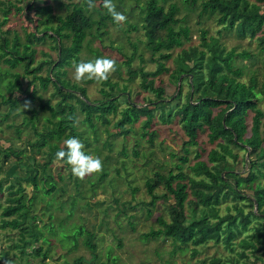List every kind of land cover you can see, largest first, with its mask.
I'll list each match as a JSON object with an SVG mask.
<instances>
[{"label":"trees","instance_id":"16d2710c","mask_svg":"<svg viewBox=\"0 0 264 264\" xmlns=\"http://www.w3.org/2000/svg\"><path fill=\"white\" fill-rule=\"evenodd\" d=\"M54 1H57L61 9L65 8L66 14L52 12L53 5L50 3L39 7L47 13V16L42 19L43 29L37 27L36 31L27 32L26 42L22 43L18 35H15L12 40L5 37L2 27L8 22V16L13 8L21 11L23 7L10 0H0L3 4L2 16H0V61L3 60L11 68L18 66L24 68L23 73L5 69L6 73L13 77L11 86L25 90L26 82H23L25 78L28 86L33 87V90L38 86L37 82L44 89L53 84L54 95L60 96V100L55 104L46 100L41 101L40 110L34 107L30 109L33 116L29 122L39 135L37 139L28 143L31 149L41 150L48 144L47 139H57L53 143L50 142L48 150L43 152V162L37 160L34 154H28L27 148L0 147V153L4 152L6 162L11 160L10 156L14 155L20 168L10 179L7 203L0 202V227L10 231L19 230L18 239L13 242L12 247L19 249L20 259L42 256L45 261L50 256L49 247L46 249L43 245L33 247L41 239L44 242L48 239L37 227L35 219L38 215L32 214L28 218L26 216L32 211L34 195L27 192L25 183L38 188L39 181L44 176L51 181L48 193L56 191L57 186L48 167L56 160L67 163L66 160L56 157L59 149L66 148L65 143L63 146L59 143L60 139L77 136L83 142L86 151L101 158L103 149L101 150L98 146L91 147L92 139H90V134L94 135L95 142L99 139L98 120L108 125L111 122L110 116L119 112L120 117L114 122V127L120 129L119 132L126 138L137 131L134 122L143 117L138 127L141 129L140 135L149 137L152 142L156 133L155 130H151L156 118L155 111L162 107L166 109L164 117L166 123L173 122L174 118L179 119L181 128L188 138L183 145L185 154L191 152V146L195 147V160L190 165L194 176L187 175L183 165L176 163L174 169L167 173L157 171L153 178L147 180V191L151 196L150 205H155L159 199L173 200V202L170 201L168 205L170 221L159 217L158 222L162 226L144 233L143 238H172L174 247L170 254L183 249V245L192 244L194 246L192 254L197 255L200 253V247L209 243H223L224 247L234 254L232 257L213 255L208 260H202L201 264H239L240 261L242 264H255L257 260L263 262L264 107L260 106L259 89L256 90V88L264 90V81L259 86L257 76L254 74L247 81L241 79L243 76L241 66L235 63L239 58H254V53L248 50L237 51L236 48L227 49L220 37L213 35L209 37L208 30L202 27L201 44L182 48L173 58L172 50L183 47L192 39V29L185 23L186 18L177 15L180 7L176 2H171L166 7L160 0H145L144 4L135 3L139 7L143 20L142 28L146 34L145 46L156 68L148 69L143 62L142 54L139 55L141 61L138 66L133 65L135 53L123 54L126 57L125 63L130 73V80L134 77L138 78L142 89L153 93L155 98L145 97L146 103L141 106H137L127 98L128 106L120 110V94L129 92L127 83L119 85L117 82H112L110 78L102 81L100 93L103 98L92 99L85 85L66 78L67 70L64 69L65 66L81 60L80 53L84 48L91 49L96 57L99 56L100 51L97 48H91L90 42L94 38L102 41L103 36L108 33L107 29L104 30L108 22L116 21L105 7L98 10L97 18L88 13V8L94 5L96 0ZM185 1L192 6L200 1L201 17L207 15L215 17L223 29L235 30L240 38L255 39L260 50L264 52V0ZM35 5L34 1L30 9ZM53 19L57 21L56 24H49ZM128 25L132 29L139 27L137 24L128 23ZM47 37L52 40L51 49L57 50V57L53 59L50 52H44L47 58L35 64L37 49L34 45ZM129 41L134 48L138 47V44L132 42L130 38ZM171 58L175 62L173 69L167 66V60ZM46 66L47 73L43 74L42 71ZM167 72L171 84H178L184 75L189 79L191 77L185 103L175 100L181 98L182 86L174 100L169 101L165 95V87L157 84V78ZM220 81L223 83L219 84ZM124 98H126L125 95ZM175 101L177 104L174 105ZM4 102L9 104V110L5 113L7 118L17 104L12 97L4 99ZM44 110L50 112V116L46 117L47 122L55 126L47 132L38 130L33 122V118ZM132 110L138 115H134ZM79 112L83 115L81 122L87 124L88 130L79 127ZM15 129L16 136L20 137L23 129L21 127ZM106 131L115 137L108 127ZM202 131L208 132L209 141L216 143L213 150L224 153V158L211 161L212 163L202 158L204 148L198 139ZM104 144L110 150L114 146L110 140ZM241 149L249 153L250 166L245 172L237 168ZM122 152L126 154L125 145ZM134 152L136 155L140 154L138 150ZM172 155L181 157L175 152ZM110 159V155L101 158L103 167L99 175L96 179L89 180L93 189L108 176ZM117 172L120 170L117 169ZM7 179H0V191L3 190L4 181ZM76 183L79 184V181L76 180ZM162 187L165 190L161 194L157 193L156 190ZM136 189L133 187V191ZM78 193L83 194V191L79 190ZM229 199L232 200L231 204L223 208V204ZM76 200V197L72 199L73 207L76 205ZM85 200H87L86 209L92 211L94 204L89 201L87 195ZM47 203L50 204L51 201ZM72 212L73 209L69 211L70 214ZM48 228L53 231L54 225L50 224ZM29 248H31L30 251ZM92 250L91 261L98 257L96 247ZM9 254L10 251L3 250L0 260L5 261V264H11ZM86 261L84 256H79L70 264H85ZM104 264L123 263L118 262L117 256H110ZM167 264L170 262L168 261Z\"/></svg>","mask_w":264,"mask_h":264},{"label":"rangeland","instance_id":"374dc122","mask_svg":"<svg viewBox=\"0 0 264 264\" xmlns=\"http://www.w3.org/2000/svg\"><path fill=\"white\" fill-rule=\"evenodd\" d=\"M23 9L16 11L14 8L9 14L8 22L2 27L4 36L10 40L15 35L20 37V42H26V33L36 31L37 27L43 29L42 19L47 16L42 6L47 4L53 5L52 12L66 14L65 8L61 9L57 1L54 0H10ZM36 3L31 7L32 3ZM45 1V2H44ZM68 1V0H64ZM79 2L81 0H71ZM168 7L171 2H176L180 7L178 17H185L187 23L192 29V39L187 41L183 47H176L173 51V58L182 50V48H189L190 46L201 44V28L204 27L208 30V36L220 37L221 41L227 46V49L236 48L237 51L248 50L254 53V58L237 59L235 61L237 66H241L243 76L241 79L247 81L251 75H256L258 84L261 86L264 81V52L260 50V46L255 39L250 37L240 38L235 30L223 29L219 25L215 17L200 16L201 6L200 1L197 5L192 6L185 0H160ZM118 11L123 12L125 19L120 22L109 21L108 25L104 28L108 30L103 36V43L98 38L92 39L91 48H97L100 51L99 56H106L116 61L115 71L110 73V80L117 82L119 85L127 83L129 92L120 94L119 108L120 110L128 106V100L137 104V106L144 105L145 97L155 98V95L149 91L143 90L139 84V79L134 77L130 80V73L126 67V55L133 53V65L138 66L141 61L139 55H143V62L146 63L148 69H155L156 64L150 59V52L146 48V34L142 28V17L139 7L135 3L144 4L145 0H113ZM37 7V8H36ZM101 7V8H100ZM103 0H96L95 4L88 8V13L93 17H98V10L103 9ZM3 4L0 3V16H2ZM53 19L49 24H56ZM137 24L138 29H132L128 25ZM7 31V32H6ZM41 35V33H40ZM132 42L138 44L134 48ZM89 41V39H88ZM87 41V42H88ZM52 40L45 38L44 41H38L34 45L37 49L35 64L47 56L44 52H50L53 59L57 57V50L51 49ZM81 60L95 58V53L91 49L84 48L80 53ZM167 60V66L173 69L175 66L174 59ZM75 63L70 66H65L67 70V77L71 81H77L85 85L88 93L92 99H101L103 95L100 89L103 86L102 82L89 81V80H76L74 77ZM10 71L24 72L22 66L11 68L3 60L0 61V147L14 146L16 149L27 148L28 154H34L35 158L40 162L44 161L43 152L48 150V144L55 142L57 139L49 138L48 144L44 145L41 150H32L28 143L39 137L36 134L33 125L29 119L33 116L30 112L33 107L40 110L41 101L50 100L53 104L60 100L59 95H54L55 88L50 84L47 89H44L37 82V87L28 86L27 79L23 78L25 83V90L18 87H12L11 81L13 77L11 74L6 73L5 69ZM47 66L43 69L42 73H47ZM30 77V76H28ZM183 79L178 84H171L169 82V73H163L157 78V84L165 87V95L169 101L174 100L177 96L180 87L182 86L183 94L181 98L175 99L180 103H185L186 95L189 91V80L187 76H182ZM223 83L222 81L219 84ZM30 87V88H29ZM107 87V86H106ZM108 89V87H107ZM259 89L258 101L260 106L264 107V90ZM124 95L126 98H124ZM172 98H170V96ZM13 98L17 106L13 109L9 117H5V113L9 110V104L4 102V99ZM175 101L173 104L177 102ZM28 102L30 106L23 107ZM177 104V103H176ZM165 108L160 107L156 113V118L153 122L151 130L156 133L151 142L149 137H142L140 135L143 117H140L134 122L137 131L131 133L128 137L124 138L123 134L119 132L120 129L114 127V122L120 113L111 115V122L104 125L98 120L99 139L94 141V135L90 134L92 139L91 147L98 146L103 154L101 158L110 155L111 159L108 163V176L101 184L94 189L90 184V179H96L100 170L91 174H86L84 177L74 175L71 166H68L64 161L53 162L48 170L53 175V180L56 183L57 189L53 193H48L50 182L44 176L39 181V187L33 188L28 186L27 192L34 195V203L32 211L26 214L27 218L32 214H37L38 218L35 219L37 227L43 231L48 241L37 242L33 247L43 245L46 249L49 247L48 258L44 261L42 256H29L20 259L19 249L12 247L15 240L18 239L19 230L10 231L0 227V258L3 250L10 251L9 258L11 264H70L79 256H84L89 262L85 264H104V261L110 256H117L118 262L123 264H201L202 260H208L210 256L222 255L232 257L234 254L226 249L223 243L214 244L209 243L204 247H200V253L197 255L192 254L193 245H183L181 250L174 254H170L174 245L172 238L158 237L144 239V233L150 232L152 228L158 229L162 225L158 222L159 217H164L170 221L169 202L164 199L157 200L155 205H150L151 196L148 194L147 180L153 178L155 172L160 171L167 173L169 170L174 169L176 163H181L187 175H193L190 165L194 163L195 147L191 146L192 150L189 154L183 151V145L188 140L184 130L181 128L178 118H174L173 122L166 123L164 121ZM134 115L137 112L132 110ZM50 116L48 110L40 111L33 122L36 128L40 131L47 132L54 129L55 126L47 122L46 117ZM250 118V117H249ZM83 115L79 112L80 128L89 129L85 122H81ZM251 120V119H250ZM249 120V124L250 123ZM264 121V119H263ZM16 127L23 129L21 136H16ZM108 127L111 134L106 131ZM119 133V134H116ZM199 141L204 150L202 158L210 161H219L224 158V153L218 150H213L216 143L209 141L208 132L202 131L199 136ZM66 138L60 139L59 143L63 146ZM113 142L114 146L110 150L105 142ZM126 147V154H123L122 149ZM135 150L139 151V155L135 154ZM175 152L177 155H172ZM240 161L237 168L242 172L249 169V153L245 150H240ZM94 154V153H93ZM95 155V154H94ZM6 162L4 152L0 153V179H6L3 184V190L0 191V202L6 204L8 197V185L11 183L10 179L19 171V166L16 163V157L10 156ZM212 161V162H211ZM25 169V167H23ZM117 169L120 172H117ZM47 170V171H48ZM24 173V172H23ZM79 181V184L76 183ZM133 187L137 188L133 191ZM83 191V194L78 191ZM94 190V191H93ZM165 189L158 188L157 193L161 194ZM30 195V196H31ZM85 195L88 196L89 201L94 204L92 211L86 209ZM77 198L76 205H71L72 199ZM118 199V200H117ZM51 201V203H47ZM231 199L223 204L225 208L231 204ZM73 209L70 214L69 211ZM225 212V209H223ZM187 212L189 210L187 208ZM1 213V210H0ZM54 225V230H49V225ZM93 247H96L98 257L91 261ZM31 248H29V251ZM6 262L0 260V264ZM208 263V262H207ZM239 264H242L240 261ZM255 264H264V261H255Z\"/></svg>","mask_w":264,"mask_h":264},{"label":"clouds","instance_id":"9594fccd","mask_svg":"<svg viewBox=\"0 0 264 264\" xmlns=\"http://www.w3.org/2000/svg\"><path fill=\"white\" fill-rule=\"evenodd\" d=\"M104 7L116 22L125 19L124 13L117 10L113 0H104ZM116 61L106 56H97L93 59L80 60L75 63L74 77L76 80H96L97 82L109 79L110 73L115 71ZM30 106L26 102L23 107ZM66 148L57 151L56 157L64 159L71 166L74 175L84 177L86 174L99 171L103 162L98 155L85 150L84 144L77 136H70L65 140Z\"/></svg>","mask_w":264,"mask_h":264}]
</instances>
